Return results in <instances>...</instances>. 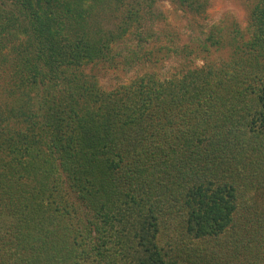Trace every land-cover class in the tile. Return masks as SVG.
I'll return each mask as SVG.
<instances>
[{
	"label": "trees",
	"instance_id": "obj_1",
	"mask_svg": "<svg viewBox=\"0 0 264 264\" xmlns=\"http://www.w3.org/2000/svg\"><path fill=\"white\" fill-rule=\"evenodd\" d=\"M136 1L0 0V264H264V0Z\"/></svg>",
	"mask_w": 264,
	"mask_h": 264
},
{
	"label": "rangeland",
	"instance_id": "obj_2",
	"mask_svg": "<svg viewBox=\"0 0 264 264\" xmlns=\"http://www.w3.org/2000/svg\"><path fill=\"white\" fill-rule=\"evenodd\" d=\"M203 0H198L202 2ZM139 4L146 9L148 0H137ZM133 2V3H136ZM209 6L205 11L200 13L186 6L181 7L179 0H155L151 8V21L148 23V28L160 34V42L165 40V36L169 35V40H173L178 45H184L192 42L199 32L206 30L208 27L223 19L227 12L232 11L237 14L240 20H243L247 14V0H209ZM129 4V3H127ZM121 15V13H119ZM111 19L115 20L114 17ZM116 21V20H115ZM117 22V21H116ZM109 28H114L113 24H108ZM145 30H147L145 28ZM137 40H134L136 43ZM179 63L178 60H169L161 66L165 69L171 68ZM202 60H196L193 65L201 66ZM134 72H117L111 69L102 70L98 76L101 82L111 84H120L127 81Z\"/></svg>",
	"mask_w": 264,
	"mask_h": 264
}]
</instances>
